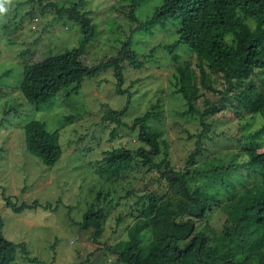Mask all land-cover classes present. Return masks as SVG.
<instances>
[{
	"label": "rangeland",
	"instance_id": "obj_1",
	"mask_svg": "<svg viewBox=\"0 0 264 264\" xmlns=\"http://www.w3.org/2000/svg\"><path fill=\"white\" fill-rule=\"evenodd\" d=\"M79 1L4 0L7 11L0 14V214L5 237L24 243L29 254L39 260L28 261L23 252H18L11 264H116L117 256L109 247L128 237L142 195L152 191L163 194L169 186L162 171L143 165L138 155L120 175L107 173V152L124 147L136 153L144 147L140 128L131 127L148 112L152 129L170 142L171 166L187 169L203 129L200 113L218 103L220 92L227 87L222 74L206 66L212 85L220 92L205 88L201 70L206 64L187 44L176 49L178 61L172 58L166 46L179 39L180 27L171 21L148 25L162 0H146L137 8L134 20L124 6L127 0H93L78 6L80 14L99 27L86 50L97 60L116 54L123 41L131 39L143 61L141 68L127 65L124 71L123 88L133 92V97L129 99L128 92L117 93L118 79L108 69L87 78L78 93L63 90L49 103H30L17 88L24 66L38 53L50 56L81 46L82 22L61 10L73 9ZM180 65L196 76L199 90L194 114L188 113L189 102L179 91ZM252 79L259 87L263 85L258 76ZM128 103L122 117L125 124L104 118L108 107L121 110ZM32 119L44 121L50 131L60 133L63 155L53 166L27 148L23 126ZM207 119L213 122V139L206 141V151L190 168L195 173L189 178L192 189L216 192L220 198L206 219L198 221L200 228L209 223L219 234L228 225L235 197L242 196L257 180L246 165V146L253 140L264 144V134L256 135L264 117L246 113L237 118L227 108ZM164 157L165 153L156 159L160 162ZM235 162L243 165L241 171L224 169ZM232 183H236L237 191L229 187ZM99 193L108 195L112 202H106L111 206L110 214L102 237L95 242L91 231L83 230L78 222ZM6 196L18 204L38 200L52 202L58 208L38 207L16 213L7 206Z\"/></svg>",
	"mask_w": 264,
	"mask_h": 264
},
{
	"label": "trees",
	"instance_id": "obj_2",
	"mask_svg": "<svg viewBox=\"0 0 264 264\" xmlns=\"http://www.w3.org/2000/svg\"><path fill=\"white\" fill-rule=\"evenodd\" d=\"M90 1L93 0H80L73 9H61L69 12L71 18L82 22L84 38L81 46L50 56L38 53L24 66L17 88L30 103L37 106L49 103L63 90H68L69 94L78 93L87 78L98 76L108 69H112L118 79L117 93L128 92L129 99L133 97V92L123 88L126 80L124 71L127 65L141 68L143 61L132 46L131 39L123 41L116 54L97 60L90 58L86 46L97 35L99 27L78 10L79 5ZM145 1L127 0L124 6L132 20L137 18L136 10ZM168 21L180 27L179 39L166 46L172 58L178 61L176 49L181 44H187L206 64L201 70L205 88L220 92L212 85L206 66L222 74L227 87L220 92L222 99L218 103L209 105L200 113L203 129L198 135L197 147L190 156L187 169L171 166L170 142L161 139L159 131L152 129V115L148 112L139 116L131 127L140 128L139 138L145 143L144 147H140L136 153L124 147L107 152V173L120 175L129 169L138 155L143 165H151V168L162 171L163 179L167 180L169 186V190L163 194L152 191L142 195L128 237L109 249L117 256L116 264H264V144L255 140L247 143L246 165L257 175V180L246 188L242 196L235 197L228 225L219 234L209 223L200 228L198 221L206 219L220 198L216 192L199 187L192 189L189 178L191 173H195L190 168L198 164L206 151V141L213 139V122H208L207 117L227 108L237 118L246 113L264 117V0H162L148 20V25ZM179 71L182 82L179 91L189 102L188 113L194 114V102L199 90L196 76L181 65ZM254 76L261 79V84L263 82L261 87L252 79ZM129 103L121 110L108 107L104 118L125 124L122 117L128 111ZM23 127L29 152L48 166L55 165L63 155L59 131H50L46 123L39 119H32ZM263 134L264 125L256 135ZM163 153L164 159L158 162L156 157ZM242 168L243 165L237 162L224 167L227 171H241ZM229 187L237 191L236 183ZM6 200L7 206L16 213L38 207L49 210L58 208L52 202L40 203L35 200L18 204L9 196H6ZM106 202H112V199L99 193L83 220L78 222L83 230L91 231L95 242L102 237L110 214L111 206L108 207ZM4 226L0 214V264L13 263L18 252H23L28 261L39 262L29 254L24 243H16L5 237Z\"/></svg>",
	"mask_w": 264,
	"mask_h": 264
},
{
	"label": "clouds",
	"instance_id": "obj_3",
	"mask_svg": "<svg viewBox=\"0 0 264 264\" xmlns=\"http://www.w3.org/2000/svg\"><path fill=\"white\" fill-rule=\"evenodd\" d=\"M7 9L4 7V0H0V14L6 12Z\"/></svg>",
	"mask_w": 264,
	"mask_h": 264
},
{
	"label": "built area",
	"instance_id": "obj_4",
	"mask_svg": "<svg viewBox=\"0 0 264 264\" xmlns=\"http://www.w3.org/2000/svg\"><path fill=\"white\" fill-rule=\"evenodd\" d=\"M35 20L38 21V17H36Z\"/></svg>",
	"mask_w": 264,
	"mask_h": 264
}]
</instances>
